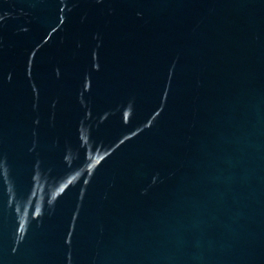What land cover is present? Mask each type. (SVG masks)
<instances>
[{
	"label": "water",
	"instance_id": "water-1",
	"mask_svg": "<svg viewBox=\"0 0 264 264\" xmlns=\"http://www.w3.org/2000/svg\"><path fill=\"white\" fill-rule=\"evenodd\" d=\"M0 264H264V0H0Z\"/></svg>",
	"mask_w": 264,
	"mask_h": 264
}]
</instances>
